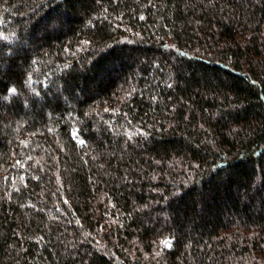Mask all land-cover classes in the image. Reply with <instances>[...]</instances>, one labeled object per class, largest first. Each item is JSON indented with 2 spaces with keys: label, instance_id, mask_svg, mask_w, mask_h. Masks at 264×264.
<instances>
[{
  "label": "trees",
  "instance_id": "16d2710c",
  "mask_svg": "<svg viewBox=\"0 0 264 264\" xmlns=\"http://www.w3.org/2000/svg\"><path fill=\"white\" fill-rule=\"evenodd\" d=\"M0 264H264V0H0Z\"/></svg>",
  "mask_w": 264,
  "mask_h": 264
}]
</instances>
